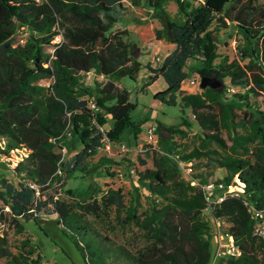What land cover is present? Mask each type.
Here are the masks:
<instances>
[{
  "label": "trees",
  "instance_id": "trees-1",
  "mask_svg": "<svg viewBox=\"0 0 264 264\" xmlns=\"http://www.w3.org/2000/svg\"><path fill=\"white\" fill-rule=\"evenodd\" d=\"M127 1L153 9L163 25L157 38L176 45L158 69L139 56L130 30L115 28ZM170 1L178 4L174 16L166 9ZM259 1L0 0V153L10 156L13 149L23 147L29 151L16 165L8 162L18 184L1 179L0 199L5 206L0 209V222H13L21 229L20 219L38 221V211L51 207L84 257L95 246L101 252L92 254L106 264H214L213 241L220 221L222 232L233 237L240 253L225 255L218 264H264V236L255 233L256 226L264 223L256 216L264 212V0ZM229 23H235L243 37L239 56L233 58L220 54L216 38ZM23 33H27L24 42L20 41ZM50 45L52 50L47 52L45 47ZM191 59L201 60L203 76L222 80L223 86H208L199 93L183 90ZM143 68L154 74L150 83L162 75L168 84L156 93L158 99L175 106L179 94L183 106L192 108L201 134L189 151L183 152L177 144L166 153L144 146L145 153L153 155L154 166L136 168L135 173L148 191L152 208L142 218L136 202L122 219L146 235V243L132 250L102 237L80 220L63 193L55 195L56 172L64 162L58 147L71 136L78 137L82 149L62 166L66 181L71 172H87L86 160L105 144L98 125L115 143L131 131L138 138L142 122L131 116L136 105L130 91L118 83L125 77L136 80ZM96 76L105 80L91 82ZM228 85L239 89L232 93L234 101L226 96ZM89 96L101 112L94 114L88 107ZM252 97L263 100L252 101ZM173 130L181 138L188 136L180 127ZM108 161L100 159V163ZM181 162L202 171L186 179ZM146 164L140 160V165ZM219 169L221 174L216 172ZM212 175H217L215 181L227 183L237 178L243 191L209 206L204 186ZM95 204L89 205L94 212ZM102 204L123 210L124 196L119 189H110ZM75 228L83 229L87 240L77 237ZM22 245L29 246L27 241ZM31 253L27 249L13 254L6 234L0 235V259L41 264V258L33 259Z\"/></svg>",
  "mask_w": 264,
  "mask_h": 264
},
{
  "label": "rangeland",
  "instance_id": "rangeland-1",
  "mask_svg": "<svg viewBox=\"0 0 264 264\" xmlns=\"http://www.w3.org/2000/svg\"><path fill=\"white\" fill-rule=\"evenodd\" d=\"M192 4L202 2V0H186ZM263 3V0L259 1ZM178 5L173 1L169 5L172 12L173 6ZM167 8V5H166ZM168 9V10H169ZM174 16V15H172ZM120 24L116 25L119 26ZM22 36L27 37V33ZM23 38V39H24ZM219 52L222 55H229L231 58L239 56V46L243 44V37L240 33L239 27L235 23H229V26L223 29L216 35ZM60 38H55L57 42ZM52 45L46 46L45 50L50 52ZM163 60L155 61L154 68L161 67ZM203 63L198 59H191L188 62L186 71L188 73L187 79H192L197 76V86L187 87L183 86V90L189 93L191 90L200 92L203 88L201 86L204 78L200 69ZM150 71V70H149ZM213 78V77H211ZM149 78L139 77L133 80L125 77L121 83L124 87L130 90L131 100L135 103V108L131 112V116L135 121L142 122V132L138 138L135 139L131 131L121 141L127 145V151H122L120 145L117 143L102 147L98 153L86 160L87 172L76 170L71 172L67 178L66 184L61 186L57 191L63 193V198L73 204L74 210L80 215V220L87 223L89 226L95 228L102 237L107 236L111 238L112 243L116 245H127L130 249L135 250L146 243L145 233L142 228L135 224H123L122 219L127 215L128 208L132 204L138 202V214L143 218L147 215L152 208L151 201L147 198L148 191L145 186L139 181L135 169L142 170L145 167H152L153 155H148L143 150L145 145L152 146L150 150L158 151L159 153L168 152L169 146L177 144V147L185 150H190L199 143V136L201 130L196 123L195 118L192 116L190 107H185L182 104L177 106L162 103L160 99L156 98L158 91L162 89L163 84L160 80L151 82L152 86L149 91L143 88V82ZM143 80V81H142ZM164 81V80H163ZM222 81V80H221ZM48 84V81H42ZM228 84V80L225 81ZM224 82L222 81L223 86ZM229 86V85H228ZM236 88V87H235ZM239 89L236 88L237 92ZM234 93V92H233ZM230 101H234L232 94L226 95ZM252 101L262 102L263 97H252ZM262 105V103H261ZM264 108V103L263 106ZM151 119V120H149ZM153 119V120H152ZM156 121L157 128L159 127V138L155 143L146 141L145 135V122ZM144 123V124H143ZM180 127L188 132L185 138L178 137L174 133V127ZM58 151L64 156L63 165L71 161L72 157L81 151L82 143L77 136H71L66 142L59 145ZM101 158H108L111 161L100 163ZM146 160V165H140V160ZM8 163V162H7ZM5 161L0 158V178H6L15 185L18 184L19 179L13 172L12 166H9ZM183 175L186 179L190 178L192 172H201L202 169L196 171L191 168L192 164L181 162ZM1 178V179H2ZM210 180H216V176L212 175ZM1 181V180H0ZM1 188V185H0ZM119 189L124 196L123 210H118L117 207L104 208L102 204V197L107 195L108 190ZM68 191L71 192L68 193ZM97 201V202H95ZM85 202L84 205H82ZM95 204L97 211L94 212L93 208L89 207ZM5 204L0 199V209ZM84 206V209L81 207ZM51 207H43L38 211V221L31 219L25 221L20 219L23 227L20 229L13 222L5 225L3 229L0 228V234H6L9 240V248L13 254H19L20 251L27 249L33 251L31 257L36 259L41 258V264H106L105 260H101L98 256L92 254L93 251L101 252L98 247H90L89 253L86 251L87 257H84L82 250H80L74 240L67 235L62 226L58 223V215L50 211ZM221 228V227H220ZM219 228H216V232ZM222 231V230H221ZM4 233V234H3ZM77 237L82 240H87L84 235L83 229H74L73 232ZM27 241L29 246L23 247L22 242ZM217 251V245L213 241L214 256ZM264 258V250L261 252ZM215 261L214 264H218ZM0 264H15L13 260L8 258L0 259Z\"/></svg>",
  "mask_w": 264,
  "mask_h": 264
},
{
  "label": "built area",
  "instance_id": "built-area-1",
  "mask_svg": "<svg viewBox=\"0 0 264 264\" xmlns=\"http://www.w3.org/2000/svg\"><path fill=\"white\" fill-rule=\"evenodd\" d=\"M21 36L20 41L24 42L26 40V37ZM59 38V37H57ZM161 58H156L152 62L160 61ZM163 63V62H162ZM162 65V64H161ZM88 79L91 78V74L88 75ZM197 76H194L192 79H186V81L183 83L187 84V87H195L197 86ZM182 85V86H183ZM236 91V88L234 86L229 85L227 88V94H232ZM87 105L88 107L93 111L94 114H97L102 111L101 106L97 103L96 99L93 96L87 97ZM195 117V115H194ZM98 128L100 132L103 135L102 141L105 143L104 146H110L115 144V142H112L106 133V130L103 126L98 125ZM71 133L68 132V136H70ZM145 135H146V141L149 143H155L158 138L159 134L157 131V124L155 121H148L145 124ZM63 143V142H62ZM61 143V144H62ZM118 145H120L122 151H127V145L125 143L117 142ZM60 147V146H59ZM29 151L27 148L23 147L21 149L16 148L13 149L10 156H4L7 162H12L13 164H17L24 156H28ZM192 163H189L191 165ZM56 175L59 176V180L56 183L57 188L61 190V186L64 184V181H66L67 171L60 166L56 172ZM194 183V182H193ZM206 190V199L208 201L209 206H211L213 203H220L225 200V198L231 194V195H238L239 192L243 191L242 186L239 184L238 179L236 178L235 181H232L230 183H227L225 181H215L211 180L209 181L205 186ZM60 192L56 193L55 195H59ZM256 216L259 218H264V212L258 211L256 212ZM221 222L218 221V234L215 236L214 242L217 245V251L215 254V261L218 258H221L225 255H237L240 253L239 247L235 244L234 239L231 235L228 233L222 232V226L220 224ZM7 223L0 222V228L3 229ZM221 227V228H220ZM222 230V231H221ZM255 233L264 236V223L259 224L255 228ZM4 234V233H3ZM1 235V234H0Z\"/></svg>",
  "mask_w": 264,
  "mask_h": 264
},
{
  "label": "crops",
  "instance_id": "crops-1",
  "mask_svg": "<svg viewBox=\"0 0 264 264\" xmlns=\"http://www.w3.org/2000/svg\"><path fill=\"white\" fill-rule=\"evenodd\" d=\"M203 1L204 0H202V2ZM171 2H173V1H170L167 4L166 9L171 15H175L178 11V5L177 6L174 5L173 11L171 12L170 9L168 8ZM123 7H124V9L122 10V18L116 24V25H118V24H120V25L115 26V28L128 29L132 32L133 40L135 41V43H137V45L139 47L138 54H139V56L142 57V60L144 62H146V60H148L151 62V66L154 67L155 65L153 64L152 61L155 60L156 58H158V57L162 58V60L164 61V59L176 49V45L174 43L169 42L168 40L157 38V29L162 28L163 25H162V22L160 21V19L155 16L154 10L147 7L145 4L136 6V5H133L131 2H128V1L123 3ZM149 70H150L149 68H143L141 70L138 78L141 77V79L142 78L144 79V78H149L151 75H154ZM94 79L105 80V77L96 76V78L93 77L90 81L93 82ZM148 80H145L143 82V88L146 92L149 91L151 89V86H152L151 85L152 83H150ZM158 80H160L162 83H164L162 89L166 87L164 89V90H166L168 88V84L166 83L164 77L162 75H159L157 77V79L155 80V82H157ZM121 81L118 84L120 86H123L122 85L123 83H121ZM183 86H182V88H183ZM161 91H163V90H161ZM158 92H160V91H158ZM189 93H199V92H194L193 90H191ZM180 97L181 96L178 94V104L177 105H179V104L183 105V103L180 101ZM161 102L164 103L163 101H161ZM165 104H167V103H165ZM177 105H175V106H177ZM190 109L192 111L191 107H190ZM191 113H192V116L194 117L193 111ZM149 120H151V119H149ZM149 120H147L145 122V124ZM136 122H138V121H136ZM182 130H184V129H182ZM157 131H158V133H160L159 127L157 128ZM177 136L180 137L179 135H177ZM173 143L176 144L175 142H173ZM181 148H182V146H181ZM181 148H179V149H181ZM0 158L7 163L6 159L4 158L3 154H1V153H0ZM216 172H217V174H221V169L217 170ZM1 178H0V180H1ZM216 178H217V175H216ZM0 185H1V181H0ZM216 262H217V260H216Z\"/></svg>",
  "mask_w": 264,
  "mask_h": 264
},
{
  "label": "water",
  "instance_id": "water-1",
  "mask_svg": "<svg viewBox=\"0 0 264 264\" xmlns=\"http://www.w3.org/2000/svg\"><path fill=\"white\" fill-rule=\"evenodd\" d=\"M222 85V81L217 79V78H211V77H206L204 76L201 86L202 88H206V87H212V88H218L221 87Z\"/></svg>",
  "mask_w": 264,
  "mask_h": 264
}]
</instances>
